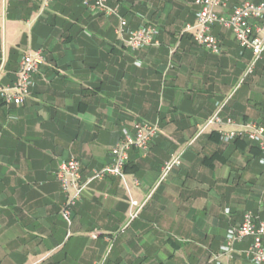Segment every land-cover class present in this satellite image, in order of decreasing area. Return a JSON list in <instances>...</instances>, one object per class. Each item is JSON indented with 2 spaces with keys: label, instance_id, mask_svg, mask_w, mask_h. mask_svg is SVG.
Segmentation results:
<instances>
[{
  "label": "crops",
  "instance_id": "crops-1",
  "mask_svg": "<svg viewBox=\"0 0 264 264\" xmlns=\"http://www.w3.org/2000/svg\"><path fill=\"white\" fill-rule=\"evenodd\" d=\"M195 1L110 0L131 29L160 30V47L133 52L115 34L119 20L82 0H53L44 13L39 0H8L6 10L0 0V86L17 80L24 54L45 55L21 106L0 95V264H215L245 213L264 221L259 148L223 143L228 126L197 137L220 105L225 119L264 124V58L243 81L252 54L231 32L214 29L221 56L184 35ZM135 122L160 126L148 156L132 150L124 179L92 183L68 226L59 164L76 158L84 176L101 170ZM181 153L182 165L160 183ZM131 201L146 203L133 221ZM248 245L222 263L252 264Z\"/></svg>",
  "mask_w": 264,
  "mask_h": 264
},
{
  "label": "built area",
  "instance_id": "built-area-1",
  "mask_svg": "<svg viewBox=\"0 0 264 264\" xmlns=\"http://www.w3.org/2000/svg\"><path fill=\"white\" fill-rule=\"evenodd\" d=\"M42 13L47 10L53 0H39ZM3 8L8 7V0H2ZM83 6L92 14L105 19L116 17L119 26L115 30L116 36L125 47L133 52L148 48L160 47V30L155 26H141L131 29L128 21L120 14V5H111L110 0H82ZM197 12L195 22L188 24L183 34H189L203 50L221 56L223 46L221 39L214 34L216 27L231 32L241 52L250 51L252 58L248 63L244 79L254 74L256 66L264 58V0L259 3L244 2L231 7L227 0H196ZM262 23V24H261ZM175 53L173 49L171 55ZM45 63L43 50L24 54L19 63L17 80L7 87L0 86V95L8 106H21L30 96L35 86V75ZM225 105H220L215 114L201 126L197 135L200 136L213 126H228L232 129L220 131L221 141L225 144L237 140H246L255 144L260 151V164L264 166V124L248 121L237 124L230 118L223 117ZM161 133L158 124L135 122L133 131L123 130L124 139L111 149L112 163L99 171H93L84 176L81 162L76 158L63 161L59 164L56 179L61 186L64 204L61 215L68 226L72 225L74 209L82 201L85 191L94 182H101L107 178L124 179L125 167L129 163L130 152L137 150L143 157H147L151 145ZM183 153L165 163L162 169L160 183L165 181L174 169L182 165ZM138 186V182H136ZM146 203L139 204L131 201V207L136 209L130 214V221L136 219ZM249 242L244 254L252 264L264 263V221L252 212L243 216L242 223L228 230L225 244L218 254L213 256L215 264H223L222 259L231 260L236 251L237 244ZM105 260L96 264H104Z\"/></svg>",
  "mask_w": 264,
  "mask_h": 264
},
{
  "label": "trees",
  "instance_id": "trees-1",
  "mask_svg": "<svg viewBox=\"0 0 264 264\" xmlns=\"http://www.w3.org/2000/svg\"><path fill=\"white\" fill-rule=\"evenodd\" d=\"M259 3V2H258ZM128 165H129V163L127 164V166L125 167V172L127 171V169H128Z\"/></svg>",
  "mask_w": 264,
  "mask_h": 264
}]
</instances>
